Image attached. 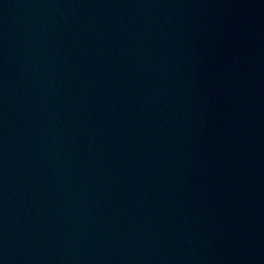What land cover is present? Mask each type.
Instances as JSON below:
<instances>
[{"label": "water", "instance_id": "water-1", "mask_svg": "<svg viewBox=\"0 0 264 264\" xmlns=\"http://www.w3.org/2000/svg\"><path fill=\"white\" fill-rule=\"evenodd\" d=\"M0 264H264V0H0Z\"/></svg>", "mask_w": 264, "mask_h": 264}]
</instances>
